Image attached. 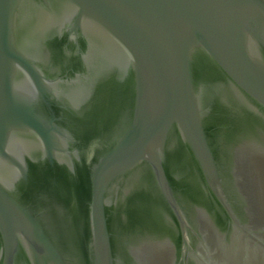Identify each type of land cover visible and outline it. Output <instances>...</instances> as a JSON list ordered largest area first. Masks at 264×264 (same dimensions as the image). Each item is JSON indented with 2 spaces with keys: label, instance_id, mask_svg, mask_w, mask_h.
Instances as JSON below:
<instances>
[{
  "label": "water",
  "instance_id": "obj_1",
  "mask_svg": "<svg viewBox=\"0 0 264 264\" xmlns=\"http://www.w3.org/2000/svg\"><path fill=\"white\" fill-rule=\"evenodd\" d=\"M0 264H264V0H0Z\"/></svg>",
  "mask_w": 264,
  "mask_h": 264
}]
</instances>
